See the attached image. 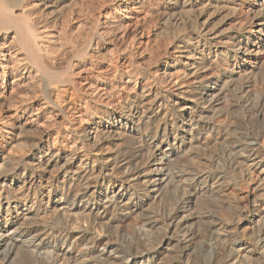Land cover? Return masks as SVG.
<instances>
[{"label":"bare ground","instance_id":"obj_1","mask_svg":"<svg viewBox=\"0 0 264 264\" xmlns=\"http://www.w3.org/2000/svg\"><path fill=\"white\" fill-rule=\"evenodd\" d=\"M84 4L0 0V264H93L99 244L108 264H213L191 218L230 239L221 264H264L240 232H264V0H115L79 22ZM185 181L162 238L117 251L113 227L158 224ZM218 198L235 220L197 209Z\"/></svg>","mask_w":264,"mask_h":264},{"label":"rangeland","instance_id":"obj_2","mask_svg":"<svg viewBox=\"0 0 264 264\" xmlns=\"http://www.w3.org/2000/svg\"><path fill=\"white\" fill-rule=\"evenodd\" d=\"M114 1L115 0H85V4H84L86 5L84 7L85 13H81V14L79 13V18H78L79 22H83L85 18L92 19L93 18L92 16L95 13L96 9L99 7L98 6L99 4H105L108 7V5L111 6V4H114ZM213 151L219 156V158H215V157L211 158L212 156H209L210 154L206 153L204 155V158L201 159V161L205 162L206 164H209V167L214 169V172L218 173L219 171L224 169L223 167L226 168L227 163H229V158H230L229 152L225 149L223 145H217L215 147V150ZM187 182L188 181H185L184 183L179 184L177 187L170 189L165 193V195L162 198L156 200L154 202L155 204L154 203L152 204V209L156 215L155 217L157 218V222H158V224H156L157 226L150 223L147 219L132 214L128 215L125 219H123V221L117 223L113 227L114 233L112 236V239L117 243L116 244L118 248L117 251L125 250L130 245H138L139 243L142 242L146 244L148 243L155 244L156 242H158V240L162 238L165 230L168 229L167 226L170 219L175 216L178 207L181 206L183 196L186 193H188L190 190V187L187 184ZM244 185L245 184L243 183L241 186L245 188L246 185L245 186ZM239 190L240 187L239 188L236 187L233 191L239 192ZM197 209H199L202 213L206 214L210 219H215L218 216L221 218H231L234 220L236 219V215L232 210L233 208L228 204L227 201L225 202L224 198H218L213 206L204 203L201 204V207ZM185 225L186 226L184 227L182 232L187 230L189 232V230L190 231L191 229L193 230V228L197 227L198 225L201 227L202 231L200 233L201 235L199 234V236H202L200 240L203 243L202 246H204L202 247V249L204 250V252H206L207 256L213 260L212 261L213 264L216 263L221 264L223 259H225L226 255L230 252L231 249H233L231 246V242H229L230 239H227L224 236H216L215 233L213 232V229L209 227L206 223H204L202 220H199L198 223L197 219L191 218L185 223ZM260 226L261 225H259V223L256 224V222H252V223L243 222V224L240 226L241 235L246 240L252 242V244H250L249 247L246 248L245 251L243 252L247 253V250L251 248L250 246H257L258 248L260 247L261 239L263 238L262 236L264 235L263 234L264 232L262 230L263 228ZM191 243L194 244L197 242L192 241ZM102 247H103L102 244H99L95 248L96 250L95 249L91 250L92 252L90 253V255L91 254L93 255V257L91 256L92 260H94L93 264H99V263L108 264V262H105L104 260L97 258L99 251L100 252L102 251ZM50 249H52V247ZM257 251L264 254V249L262 250L261 247ZM247 254L252 256L253 260L250 261V263L243 262L242 264H253L254 259L255 260L261 259L260 254L256 252V250L255 252H248ZM118 258L119 257L112 258L111 260L109 259L110 260L109 264H117L118 262H119L118 264H121V261L123 262V260H126L124 258H119V259ZM37 263L39 264L40 262ZM37 263L35 261V263L33 264H37Z\"/></svg>","mask_w":264,"mask_h":264}]
</instances>
